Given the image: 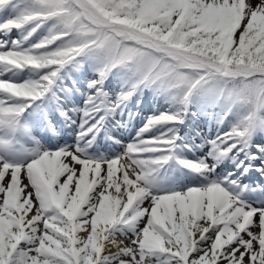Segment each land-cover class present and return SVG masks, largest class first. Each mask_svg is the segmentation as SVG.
<instances>
[{
	"label": "snow or ice",
	"instance_id": "snow-or-ice-1",
	"mask_svg": "<svg viewBox=\"0 0 264 264\" xmlns=\"http://www.w3.org/2000/svg\"><path fill=\"white\" fill-rule=\"evenodd\" d=\"M0 264H264V0H0Z\"/></svg>",
	"mask_w": 264,
	"mask_h": 264
}]
</instances>
